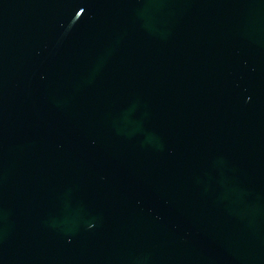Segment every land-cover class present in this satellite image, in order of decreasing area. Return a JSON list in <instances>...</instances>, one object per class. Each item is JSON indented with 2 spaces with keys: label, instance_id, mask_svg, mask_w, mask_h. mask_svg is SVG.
<instances>
[{
  "label": "water",
  "instance_id": "obj_1",
  "mask_svg": "<svg viewBox=\"0 0 264 264\" xmlns=\"http://www.w3.org/2000/svg\"><path fill=\"white\" fill-rule=\"evenodd\" d=\"M0 264H264V0H0Z\"/></svg>",
  "mask_w": 264,
  "mask_h": 264
}]
</instances>
